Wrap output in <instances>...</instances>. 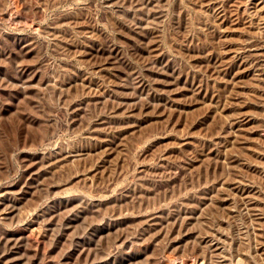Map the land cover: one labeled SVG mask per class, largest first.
Listing matches in <instances>:
<instances>
[{
	"label": "rangeland",
	"instance_id": "374dc122",
	"mask_svg": "<svg viewBox=\"0 0 264 264\" xmlns=\"http://www.w3.org/2000/svg\"><path fill=\"white\" fill-rule=\"evenodd\" d=\"M0 264H264V0H0Z\"/></svg>",
	"mask_w": 264,
	"mask_h": 264
}]
</instances>
